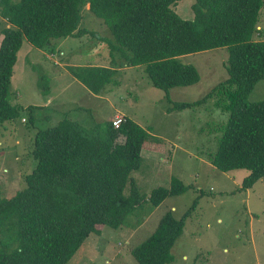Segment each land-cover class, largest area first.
<instances>
[{
  "label": "trees",
  "instance_id": "trees-1",
  "mask_svg": "<svg viewBox=\"0 0 264 264\" xmlns=\"http://www.w3.org/2000/svg\"><path fill=\"white\" fill-rule=\"evenodd\" d=\"M178 2L0 0V16L8 22L0 30V126L20 116L11 100V79L24 40L46 48L55 38L94 35L107 43L109 63L68 66L74 77L98 93L117 68L144 65L151 83L166 91L168 112L212 100L229 115L217 127L222 134L207 158L223 171L247 169L240 188H251L264 175V99L248 100L264 78V40L252 39L264 0H194L192 19L178 15ZM87 4L112 37L81 26ZM222 47L229 51V77L196 101H171V88L200 80L197 68L179 56ZM147 135L128 117L118 128L111 121L86 128L64 118L37 130L36 164L25 175V186L12 196H0V264H66L87 236L101 234L104 225L119 228L146 202L156 206L190 188L174 177L149 195L140 191L132 173L141 169ZM197 203L180 217L171 209L162 214L153 233L131 251L139 264L172 260L171 248Z\"/></svg>",
  "mask_w": 264,
  "mask_h": 264
},
{
  "label": "rangeland",
  "instance_id": "rangeland-1",
  "mask_svg": "<svg viewBox=\"0 0 264 264\" xmlns=\"http://www.w3.org/2000/svg\"><path fill=\"white\" fill-rule=\"evenodd\" d=\"M193 2L179 0L174 10L182 18L192 19ZM88 7L87 4L82 10L81 26L112 37L103 19ZM5 25L8 22L0 16V30ZM257 29L252 39L264 40V7ZM57 40L69 41L61 48V54L47 52L53 60L37 52L36 45L27 39L19 51L11 79V100L20 108V116L0 126V196H12L25 186L24 177L36 164L32 151L37 130L72 117H80L83 125L91 124V120L103 124L118 112L146 128V145L162 149L167 159L161 161V151L155 153L153 161V152H145L141 169L132 173L141 192L149 194L158 186H168L174 177L190 188L156 206L146 202L129 214L119 228L104 225L101 234L87 236L66 264H139L131 251L153 233L162 214L171 209L175 217H180L196 200L167 264H264V175L251 188L241 189L247 169L223 171L207 158L217 149L222 134L217 127L227 120L229 112L217 108L212 100L168 112L171 103L166 91L151 83L144 65L117 68L102 92L106 98L88 96L84 86L71 82L68 72L55 67L54 62L69 61L63 51L68 54L72 50L82 53L93 49L104 56L109 50L107 43L94 35L65 36L52 41ZM93 59L97 63L108 62L105 56ZM179 59L193 64L200 80L190 86L171 88L169 98L173 102L196 101L229 77L228 48ZM260 99H264V78L255 83L248 95V100ZM150 133H154V138Z\"/></svg>",
  "mask_w": 264,
  "mask_h": 264
},
{
  "label": "crops",
  "instance_id": "crops-1",
  "mask_svg": "<svg viewBox=\"0 0 264 264\" xmlns=\"http://www.w3.org/2000/svg\"><path fill=\"white\" fill-rule=\"evenodd\" d=\"M1 37H2V33H1ZM69 40H57V41H55L54 43H53V45H51V47H46V48H38V49H36L37 50V52H39V53H45V55L48 57V58H50V59H52L53 60V58L52 57H50V55H48L47 54V52H51V54L52 55H56L57 53H60V51H61V48L62 47H65V44L68 42ZM30 48V47H29ZM46 50H48V51H46ZM61 54V53H60ZM62 55H65V56H68V58H67V60H69L68 62H64L63 61V63H64V66H63V63H61V62H59V61H55L54 63H55V67L57 66V67H59V69H65L67 72H68V75L70 76V78H71V82H77V83H81L83 86H84V88L86 89V92H87V95L88 96H91V97H100V98H104L105 96H102V92H103V94H104V91L105 90H103L102 92H98V93H93L91 90H89L81 81H79L76 77H74L69 71H68V69H67V67L68 66H78V65H106V64H108L109 62H107V63H102V62H100V63H97L96 62V60H94L93 58L94 57H96V58H104V56H106L107 54H104V56H102V55H100V54H98V52L97 51H95V50H93V49H91V50H85V52H82V53H77V52H75V50H72L71 52H69L68 54H64V51H63V54ZM47 60V59H46ZM56 60V59H55ZM65 60V59H64ZM107 60V59H106ZM107 61H109V60H107ZM53 63H51V65H52ZM54 65V64H53ZM57 69V68H56ZM53 76H58L57 74H55V75H53ZM59 77V76H58ZM106 98V97H105ZM84 111V110H83ZM84 113L85 114H87L88 115V113H87V111H84ZM118 112H116L113 116H111L112 118L113 117H115V115H118L117 114ZM111 118V119H112ZM25 120V119H24ZM71 120H74V121H77L80 125H82L83 127H86V128H90V127H93L95 124H100V122H97V123H95L94 124V122H93V120H91V124H85V125H83L82 124V119L80 118V117H72L71 118ZM105 121V120H104ZM87 123V122H86ZM151 135H152V137L151 138H154V133H150ZM176 146V145H175ZM174 146V147H175ZM162 151V155H161V161H164V160H166L167 161V159H166V157L163 155V150L162 149H157V148H154V147H152L151 145H146V141H145V144H144V146H143V149H142V151H141V154H142V157L144 156V154H145V152H148L149 154H151V152H153L152 154H151V156H152V158H153V161H154V159H155V153L156 152H161ZM144 158V157H143ZM145 159H146V156H145ZM144 161V160H143ZM165 161V162H166ZM156 162V161H155ZM140 170V169H139ZM133 178L136 180V178L133 176ZM136 183H137V180H136ZM137 185H138V183H137ZM139 187V186H138ZM140 189V188H139ZM140 191H141V189H140ZM150 194V193H149ZM149 194H147V195H149Z\"/></svg>",
  "mask_w": 264,
  "mask_h": 264
},
{
  "label": "built area",
  "instance_id": "built-area-1",
  "mask_svg": "<svg viewBox=\"0 0 264 264\" xmlns=\"http://www.w3.org/2000/svg\"><path fill=\"white\" fill-rule=\"evenodd\" d=\"M124 118L122 116H119V115H116L115 117H113L111 119L112 121V125L115 127V128H118L119 125L123 122Z\"/></svg>",
  "mask_w": 264,
  "mask_h": 264
}]
</instances>
